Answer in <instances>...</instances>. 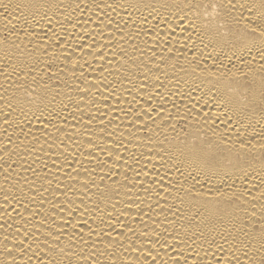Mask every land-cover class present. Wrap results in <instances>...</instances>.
<instances>
[{"label": "bare ground", "instance_id": "obj_1", "mask_svg": "<svg viewBox=\"0 0 264 264\" xmlns=\"http://www.w3.org/2000/svg\"><path fill=\"white\" fill-rule=\"evenodd\" d=\"M97 3L0 0V264H29L26 230L61 233L66 250L72 237L89 264H113V240L122 264L222 259L233 222L264 211V5ZM89 36L100 47L81 53ZM191 143L206 160L181 155ZM160 177L163 187L143 190ZM33 251L31 264H47V247Z\"/></svg>", "mask_w": 264, "mask_h": 264}, {"label": "snow or ice", "instance_id": "obj_2", "mask_svg": "<svg viewBox=\"0 0 264 264\" xmlns=\"http://www.w3.org/2000/svg\"><path fill=\"white\" fill-rule=\"evenodd\" d=\"M128 7H138L141 3H144V0H125ZM173 2H176V0H173ZM92 3L95 7L99 8L100 4L97 3V0H92ZM228 4L231 7H235L236 5L233 3V0H228ZM261 4L264 5V0H261ZM113 5L117 6H123L122 4L118 3V0H113V4H104V7L111 8ZM243 7V5H241ZM76 9H81L80 0H76ZM111 23V21H109ZM261 25L262 29H264V15L261 17ZM172 31H175V29H172ZM252 32H255L256 29H251ZM262 36H264V30L260 33ZM102 35V32L100 33ZM80 39H83V37H80ZM159 39V37H157ZM165 39H168V37H165ZM188 40H191L192 37L189 35L187 37ZM67 43V41H66ZM79 50L81 53L85 51V47L89 50L90 53H95L99 49L98 41L96 40L95 36H89V40L86 45L79 44L78 45ZM106 47V46H105ZM68 48H72L71 44H68ZM73 51L76 49L73 48ZM136 51H140L139 48L136 49ZM167 51L171 52L172 48L169 47ZM127 55V54H125ZM143 55V53H141ZM155 55V53H153ZM67 59V56H65ZM95 59V55L93 56ZM101 59L104 58V54H101ZM128 59H132V57H128ZM137 61L141 59V57H135ZM85 63H88V61H85ZM109 64H111V61H108ZM124 63H127V59L124 61ZM89 67L91 65L89 64ZM46 71L48 73V79L49 80H59L60 74L64 72V69L60 67L58 64H56L55 60H51L46 65ZM151 69L149 68V72ZM2 74V73H0ZM75 75V73H73ZM82 75V73H81ZM147 79V76L145 77ZM159 79V77H157ZM130 83H135L134 81H130ZM139 87L143 89L145 85L140 84ZM59 95V93H56ZM261 103L264 104V97H262ZM12 105L9 103V107ZM155 108H149L145 109V115H147L150 111H155ZM161 111H164V109H161ZM151 119V117H149ZM155 123V121H153ZM147 127V125H145ZM111 155V153H109ZM181 155L185 156L188 160L191 162H199L202 160L207 159V154L205 150L199 146L196 143L191 144H185L184 148L181 150ZM121 156L117 154L113 159L119 161L121 160ZM134 162L136 164H140L139 160H135V157H133ZM179 170V169H177ZM136 176L140 175H147L146 172L142 171H136L133 169ZM125 180H128V177L125 176ZM163 179L164 177H160L158 180H153L151 184H149V187L143 188L145 192H148L152 185H158L159 187H163ZM131 182V181H129ZM143 187V185H141ZM99 197L108 200L110 199L109 192L107 188L105 189H99ZM157 196H159V192L156 193ZM248 221H252L249 223ZM47 221H41V224L46 223ZM233 231L235 232V235L231 236V239L225 237L224 243L228 245L227 248L224 247V245H218L217 247L220 250V253L223 254V258L221 259L216 254L212 255V261L211 264H264V255L261 253H264V211L260 213L259 220L255 219V213L253 212L251 216L247 217V220L238 218L237 221L233 222ZM37 232H39V229H37ZM257 234L259 238V248L253 249V241L257 239ZM40 235H44L41 233ZM40 235H34L31 232L25 231L26 237H33L32 243L27 245L25 247L24 241L22 240L20 242V249L22 255H27L29 259V264H31L32 257L36 255V252L33 251V249H36V251H39L41 248V245L48 248V258H47V264H81V260H83V264H89L87 257H81L80 253L83 252V249L79 247L78 244L72 243L73 238L69 237V245L68 249L66 250L65 247L60 246L56 247L55 245L59 244L60 241V235L61 233L53 234L52 230H49L46 235H44V239H40ZM91 237V230L89 233V238ZM80 244H86L87 241L84 239V237L81 235L79 237ZM116 241H112L109 245H107L108 248H111V252L109 253L114 257L113 264H122V261H120L119 256H117L118 248L113 247V244H115ZM120 248L123 247V245L119 246ZM7 255L12 256V250L11 249H5ZM31 253V255H29ZM197 255H199L197 253ZM259 256V259H256V257ZM72 257H76L75 260L72 259ZM148 257L150 259L147 261V264H156V256H153L151 253H148ZM39 264H45V260L43 258H38ZM12 264H15V259H13ZM91 264H100L99 260H93L91 261ZM136 264H140L139 258L137 259ZM173 264H180V261L178 259H174ZM184 264H188L187 258L184 260ZM193 264H203V260H196L194 259Z\"/></svg>", "mask_w": 264, "mask_h": 264}]
</instances>
